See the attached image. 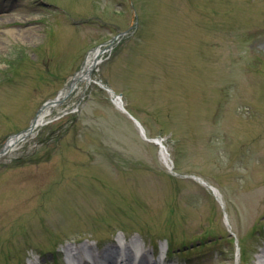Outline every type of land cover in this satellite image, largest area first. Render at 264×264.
Masks as SVG:
<instances>
[{"label": "rangeland", "instance_id": "1", "mask_svg": "<svg viewBox=\"0 0 264 264\" xmlns=\"http://www.w3.org/2000/svg\"><path fill=\"white\" fill-rule=\"evenodd\" d=\"M131 2L137 23L98 55L91 84L79 82L0 159V264H52L66 245L108 246L118 235L147 253L167 238L174 264H249L255 255L264 0ZM132 18L127 0H0V148ZM100 83L147 139L162 141L165 160ZM244 194L261 199L245 209Z\"/></svg>", "mask_w": 264, "mask_h": 264}, {"label": "bare ground", "instance_id": "2", "mask_svg": "<svg viewBox=\"0 0 264 264\" xmlns=\"http://www.w3.org/2000/svg\"><path fill=\"white\" fill-rule=\"evenodd\" d=\"M108 51H109V49L106 52H108ZM102 52H104V51H102L101 49L92 51L87 56L81 71H79V73L76 75V78L79 77L80 82H83L84 84H86V86L90 85L89 79H88L89 78L88 74H90L91 71H93L97 67V65L99 64V62H98L97 65L93 66V63L95 62V60H97V58H98L97 55L102 54ZM109 95H110L111 100H112L113 104L115 105V107L120 112L123 113L122 102L118 98H116L113 94L109 93ZM69 96H70V94L68 96L66 95V90L62 91V93H60L58 95V102H61L60 104H62ZM55 107L56 106H47L39 113V115L37 117V123L40 124V126H42L43 122L45 121V117L48 116L50 111ZM11 142H12V140L11 141L9 140L7 143L8 149H9V151H8L9 157L14 152V149H15V148L11 147L12 146V145H10ZM161 156H162L163 160H165L166 156H165L163 149L161 150ZM214 192H215L214 194L217 195L216 194L217 190ZM240 199L244 205V208L247 209L252 203H254V202L256 203L257 201H260L261 197L255 195V194H244V195L240 196ZM253 217H255V216L253 215ZM92 249H93L92 246H88L85 244H83V245L78 244L76 247H71L69 245L68 246L66 245L63 248V252H65L68 256L74 258L76 254H81L83 251L92 252ZM118 249H119V245L117 243L112 244L109 251H108V248L100 249V250H98V252L96 254H92L91 255L92 256V262L91 263L87 262L85 259L82 258L79 264H113L112 252H116ZM125 253H126V256L128 257L129 253H130V245L129 244L125 245ZM130 263H131V261L129 258H124V263H122V261L120 260V264H130ZM153 263H155V262H153ZM239 263L240 262L237 261V264H239ZM32 264H34V263H32ZM132 264H149V260L147 259V255L143 254L138 262L136 260ZM249 264H264V233H262V241H260V243H258V248L255 251V255H253V257H251V261Z\"/></svg>", "mask_w": 264, "mask_h": 264}, {"label": "water", "instance_id": "3", "mask_svg": "<svg viewBox=\"0 0 264 264\" xmlns=\"http://www.w3.org/2000/svg\"><path fill=\"white\" fill-rule=\"evenodd\" d=\"M129 1H130V0H129ZM130 7H131V9H132L133 16L136 17L135 11H134V9H133L131 3H130ZM130 28H131V27H129V28L126 29L125 31L121 32L120 35H124V34H126V33L130 30ZM115 38H116V37H114L112 40L108 41L107 43H108V44H109V43H112V41H114ZM75 81H76V80H75ZM71 89H72V85H70V87H69V90H70V91H71ZM67 94H69V93H67ZM52 103H54V100L49 101L47 104H52ZM44 106H45V105H44ZM44 106H43V107H44ZM39 111H40V110H39ZM39 111H38V112H39ZM2 153H3V152H0V155H1Z\"/></svg>", "mask_w": 264, "mask_h": 264}]
</instances>
